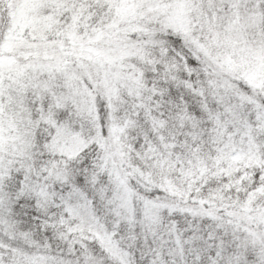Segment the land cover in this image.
Returning a JSON list of instances; mask_svg holds the SVG:
<instances>
[{
    "label": "trees",
    "instance_id": "obj_1",
    "mask_svg": "<svg viewBox=\"0 0 264 264\" xmlns=\"http://www.w3.org/2000/svg\"><path fill=\"white\" fill-rule=\"evenodd\" d=\"M179 1L184 0H149L128 12L119 8L116 14L102 6L100 13L92 5L91 22L107 27L103 38L57 49L62 65L91 102V121L99 129L101 145L90 140L73 156L49 154L45 133L53 126L39 122L30 147L36 168L31 177L42 182V193L50 194L33 195L23 171H9L0 189L7 194L0 199L6 217L0 227L1 262L16 246V255L34 251L36 264H120L90 238L91 227L101 225L131 264H264V228L260 231L251 222L264 206V187L262 197L243 209L233 203L234 197L227 201L215 195L218 190L212 188L218 180L211 176L227 137L249 127L259 162L250 168L249 179L240 181L245 188L240 195L264 185V125L253 115L254 103L264 108V93L239 74L223 71L214 58L231 32L264 54V0L194 1L196 6L186 9L189 22L172 13V4ZM38 47L36 52L41 51ZM50 48L54 50L53 42ZM139 48H164L185 68H152L127 53ZM111 74L125 84H130L126 77L138 83L128 93L117 91L114 103L111 94L117 84L107 86ZM33 106L36 118L41 106ZM48 112L56 124L67 123L76 131L89 121L73 117L71 108L43 105L41 114ZM112 122L126 123L121 144L111 140ZM157 169L161 178L179 180V190L168 193L161 187ZM164 205L174 209L169 220H162L159 208ZM149 207L157 210V227L139 218ZM167 224H174L176 242L168 237ZM241 224L255 234H245L253 239L254 250H234L238 244L231 240V231Z\"/></svg>",
    "mask_w": 264,
    "mask_h": 264
},
{
    "label": "rangeland",
    "instance_id": "obj_2",
    "mask_svg": "<svg viewBox=\"0 0 264 264\" xmlns=\"http://www.w3.org/2000/svg\"><path fill=\"white\" fill-rule=\"evenodd\" d=\"M3 1L0 10L7 18L4 19L0 16V189L10 170L23 171L24 181L29 180L30 185L35 190L33 195H49L50 193H42L44 188L39 186V184L43 185L42 182H37L31 177L36 168L34 159L30 155V147L34 129L39 122L41 125H45L43 121H47L53 126L51 130L45 133L49 138L46 142V149L49 154L73 156L83 149L90 140L101 145L99 129L94 125L93 120L91 121V102L86 98L84 89L76 83L74 74H70L62 65L60 57L57 55V49H73L81 46L84 43L83 40H87V38L94 41L92 43H97L103 38V30L107 27H101L100 22H91L92 5L99 6L98 11L100 13L102 6L107 7L110 14H116L119 8L128 12L131 6L137 7L149 0ZM194 1L199 3L200 0L175 2L172 4L173 15L181 21L188 19L187 22H189L191 18L186 9L196 6ZM97 21H101V18ZM231 33L236 37L237 33ZM233 35L226 34V42L223 41L215 53L216 63L223 71L239 74L252 85V88L263 94L264 54L259 53L246 41L242 42L240 38L236 37L239 41L236 42ZM52 42L54 50L50 48ZM37 47L41 51L36 52L35 48ZM23 48H31V50L22 51ZM214 50H217L216 44ZM10 51H16L17 54H12ZM127 53L136 55L135 58L142 60L152 68L158 65H163L171 71H176L182 65L185 68L181 60L170 57L164 48L157 51H149L146 48L130 49ZM107 79V86L117 84L111 94L113 103L118 97L119 92L117 91L124 90L128 93L132 90L133 84L135 87L138 84L137 81H133L132 77H126L125 79L130 84H125L118 74H111ZM251 102L254 103V101ZM37 103H40L41 109L43 105L48 107L49 104L53 110L71 108L73 117L81 116L88 118L89 121H86V124L76 131L67 123L56 124L50 116L51 113L48 112L43 115L40 108L36 118H33L32 108ZM253 109L254 119L259 120L264 125V108L254 103ZM224 124L221 123L223 131H225ZM125 127V122H112L109 129L111 140L121 144L120 139ZM82 130L83 133L81 134ZM29 131L31 132L29 133ZM254 137L249 127L236 129L227 137L226 145L220 152L217 168H214L211 173V176L218 180L217 185L212 188L218 190L215 195H222L224 199L228 198L227 201H231L230 196H232L235 198L233 203L237 202L243 209L251 207L254 201L263 195L264 185L252 189L247 194L240 195L245 189L240 187V181H247L250 168L258 165L259 162L258 148ZM161 174V169L155 170V176L158 177L161 187L168 189V193L176 192V188L179 190L181 185L179 180L161 178ZM2 195L7 194L0 190V199ZM120 200L124 201V206L128 205L124 197H120ZM159 209L162 220H169V215L174 210L171 206L166 205ZM4 212L3 202L0 201V227H3V222L6 220V217L2 215ZM130 214L132 215L133 212L130 211ZM139 218L146 226L151 227L156 222L157 210L150 207L145 208L143 213L140 212ZM251 222H255L260 231L263 230L264 206L258 209L255 219ZM154 226L157 227V225ZM167 227L169 228L168 237L176 242L177 234L174 224L172 226L167 224ZM91 228L92 235L90 238L95 239L104 251L116 258L120 264H131L126 251L118 246L110 233L104 231L103 226ZM248 233L251 236L255 235L252 230H248L245 226L243 228L242 224L233 227V231H231L233 239L231 240L238 244L237 248L234 249L236 252L242 247H253L254 250L253 239L245 236ZM18 251L20 250L13 246V254H7L6 262H1L0 259V264H36L34 251L25 250L16 255ZM22 254L24 255L23 258ZM258 256H261L259 252Z\"/></svg>",
    "mask_w": 264,
    "mask_h": 264
}]
</instances>
